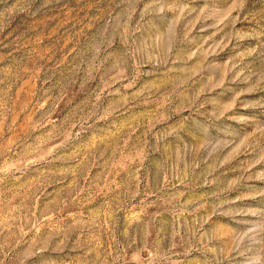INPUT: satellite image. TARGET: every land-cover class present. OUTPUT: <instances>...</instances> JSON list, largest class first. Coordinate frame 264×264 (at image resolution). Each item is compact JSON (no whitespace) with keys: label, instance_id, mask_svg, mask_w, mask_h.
<instances>
[{"label":"rangeland","instance_id":"rangeland-1","mask_svg":"<svg viewBox=\"0 0 264 264\" xmlns=\"http://www.w3.org/2000/svg\"><path fill=\"white\" fill-rule=\"evenodd\" d=\"M0 264H264V0H0Z\"/></svg>","mask_w":264,"mask_h":264}]
</instances>
